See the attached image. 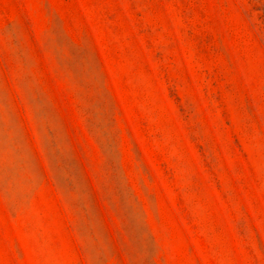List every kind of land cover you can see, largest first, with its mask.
<instances>
[{"label":"rangeland","instance_id":"374dc122","mask_svg":"<svg viewBox=\"0 0 264 264\" xmlns=\"http://www.w3.org/2000/svg\"><path fill=\"white\" fill-rule=\"evenodd\" d=\"M0 264H264V0H0Z\"/></svg>","mask_w":264,"mask_h":264}]
</instances>
